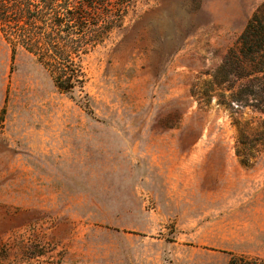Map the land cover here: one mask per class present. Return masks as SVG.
Masks as SVG:
<instances>
[{
    "label": "rangeland",
    "instance_id": "374dc122",
    "mask_svg": "<svg viewBox=\"0 0 264 264\" xmlns=\"http://www.w3.org/2000/svg\"><path fill=\"white\" fill-rule=\"evenodd\" d=\"M263 3L138 0L85 94L0 28V264L264 259V113L214 81Z\"/></svg>",
    "mask_w": 264,
    "mask_h": 264
},
{
    "label": "trees",
    "instance_id": "16d2710c",
    "mask_svg": "<svg viewBox=\"0 0 264 264\" xmlns=\"http://www.w3.org/2000/svg\"><path fill=\"white\" fill-rule=\"evenodd\" d=\"M137 1L0 0V28L13 47V59L19 43L49 72L60 92L85 94L83 59L123 28ZM191 1L195 10L202 2ZM214 81L231 89L241 84L233 101L264 113V3L228 51ZM229 264H264V259L232 255Z\"/></svg>",
    "mask_w": 264,
    "mask_h": 264
}]
</instances>
